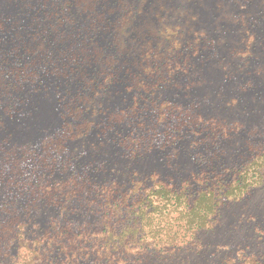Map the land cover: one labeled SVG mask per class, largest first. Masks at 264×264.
Returning <instances> with one entry per match:
<instances>
[{
	"label": "trees",
	"instance_id": "16d2710c",
	"mask_svg": "<svg viewBox=\"0 0 264 264\" xmlns=\"http://www.w3.org/2000/svg\"><path fill=\"white\" fill-rule=\"evenodd\" d=\"M10 1H18L25 18L18 20L16 15L10 20L14 34L7 38L8 42H2L6 46L0 52V132L4 133L0 138V264H134L137 260L125 255L127 249H133L135 254L142 249V240L138 238L142 226L133 223L132 212L136 205L151 199L153 186H147L149 179L134 181L128 176L123 183L116 179L98 183L93 174L74 175L69 162L75 157L67 150L92 129L99 130L98 138L111 130L112 137L106 143L117 147L132 135L151 130L150 127L168 128L169 121L174 120L169 128V144L189 140V145L215 151L204 171L178 188L158 181L164 190L161 193L166 207L180 210L188 206L189 186L196 182L206 181L210 191L219 189L217 184L227 171L221 169L224 159L221 150L216 149L217 139L222 135L221 122L210 124L193 111L187 112L190 108L163 96L164 85L169 83L162 77V70L173 71L174 66H180L177 62H181L182 74L192 75L190 54L179 52L181 42L175 38L163 51L160 47L153 49L150 36L144 34L145 38L138 41L140 51L126 46L129 41L125 40V32L151 31V0ZM157 3L156 17L161 11L172 14V5L165 6L163 0ZM237 21L247 23L240 16ZM3 23L0 18V29ZM164 25L156 32L175 35L183 32L179 26ZM107 32L121 36L120 40L114 37L106 46L102 45L100 39ZM254 38L248 37L250 45L241 57L255 42ZM249 68L243 62L239 75ZM61 87L68 98L64 101L56 97L59 130L68 136L55 139V148L47 144L42 151L20 144L6 121L19 119L26 107L38 110L32 105L34 94L56 95ZM115 96L123 97V101L130 98L129 106L115 115H107L103 105ZM97 115L105 118L95 122L92 119ZM32 120L36 125L35 119ZM127 127L129 133L123 134ZM254 143L248 147L252 155L247 159V168L256 180L263 175L264 159L261 152L250 150L256 149ZM53 150L63 153V158L58 161L57 155L50 153ZM51 157L55 161H50ZM91 165L88 162L87 166L96 173ZM27 175L32 176L28 182ZM192 198L196 205L198 199ZM74 199L81 200L83 213L73 212ZM124 209V221H117L120 224L117 227L110 217L120 216L118 211ZM212 219L201 218L200 228Z\"/></svg>",
	"mask_w": 264,
	"mask_h": 264
},
{
	"label": "rangeland",
	"instance_id": "374dc122",
	"mask_svg": "<svg viewBox=\"0 0 264 264\" xmlns=\"http://www.w3.org/2000/svg\"><path fill=\"white\" fill-rule=\"evenodd\" d=\"M157 1L151 0V31L125 32V40L129 41L126 46H134L140 51L138 41L144 34L150 36L153 49L160 47L162 50L175 38L179 44L181 42L179 52L190 54L192 75L182 74L181 62H177L180 66H174L173 71L169 68L162 70V77L169 83L164 85L163 96L172 103L190 108L187 112L193 111L191 113L208 119L210 124L221 122L222 135L217 139L219 147L216 149L221 150L224 159L221 169L227 171L222 175L223 181L217 184L219 189L210 191L206 181L196 182L189 186L188 206H182L180 210L166 207L161 193L164 190L158 181L164 180L178 188L204 171L215 151L202 145H189V140L169 144V128L174 120L169 121L168 128L152 126L151 130L138 136L134 134L117 147L106 143L112 137L111 130L104 132L103 138H98L96 132L99 130L92 129L68 148L67 152L75 157L69 163L74 175L93 174L98 183L112 179L123 183L128 176L134 181L149 179L147 186H153L151 199L136 205L132 212L133 223L139 228L142 226V231H138L142 249L137 254L133 249H127L125 255L137 260L134 264H264V171L262 177L255 180L247 168V159L252 155L248 147L253 142H256V149L250 150L261 152L264 159V0H163L165 6L172 5V14L169 16L161 11L156 17ZM15 2L0 0V18L4 22L0 29V52L6 46L2 42H8L7 38L14 34L10 20L16 15L18 20L25 18V12L19 10L18 1ZM239 16L247 23L237 21ZM145 24L148 26L147 21ZM163 24L179 26L183 32H176L177 35L156 32L163 29ZM249 36H254L255 42L241 57L250 45L247 42ZM114 37L117 34L107 32L100 39L102 45L106 46ZM243 62L250 68L240 76ZM49 88L52 90V85ZM59 96L64 101L68 98L62 87L56 95L34 94L32 105L38 110L26 107L20 112L19 119L6 121L14 139L38 151L47 144L55 148V139L67 135L59 130L56 103ZM122 99L115 96L103 105L106 114L115 115L126 109L130 98ZM191 101L193 105H189ZM28 112L30 114L26 116ZM104 116L97 115L92 120L98 122ZM32 119L38 125H34ZM127 131L129 133V127L123 134ZM3 135L0 132V138ZM50 153L54 157L57 155L58 161L63 158L59 150ZM200 155L205 158L200 159ZM50 161L55 159L51 157ZM88 162L96 168V173L87 166ZM31 177L27 175L26 181ZM192 197L198 199L196 205H193L195 199ZM73 203V212L83 213L81 200L74 199ZM191 206H194L193 211ZM118 212L120 216L110 217L112 224L124 221L125 209ZM206 216L213 219L200 228V220ZM99 217L101 215L96 219Z\"/></svg>",
	"mask_w": 264,
	"mask_h": 264
}]
</instances>
